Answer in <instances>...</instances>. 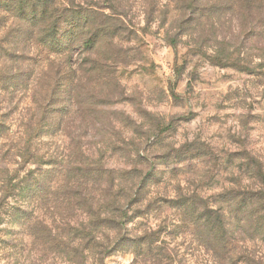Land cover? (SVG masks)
<instances>
[{"label": "rangeland", "instance_id": "1", "mask_svg": "<svg viewBox=\"0 0 264 264\" xmlns=\"http://www.w3.org/2000/svg\"><path fill=\"white\" fill-rule=\"evenodd\" d=\"M0 264H264V0H0Z\"/></svg>", "mask_w": 264, "mask_h": 264}, {"label": "trees", "instance_id": "2", "mask_svg": "<svg viewBox=\"0 0 264 264\" xmlns=\"http://www.w3.org/2000/svg\"><path fill=\"white\" fill-rule=\"evenodd\" d=\"M260 174V173H259Z\"/></svg>", "mask_w": 264, "mask_h": 264}]
</instances>
